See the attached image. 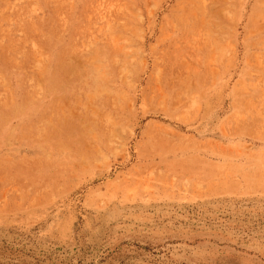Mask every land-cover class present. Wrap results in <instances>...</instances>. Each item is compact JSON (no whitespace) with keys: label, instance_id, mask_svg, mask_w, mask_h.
<instances>
[{"label":"rangeland","instance_id":"1","mask_svg":"<svg viewBox=\"0 0 264 264\" xmlns=\"http://www.w3.org/2000/svg\"><path fill=\"white\" fill-rule=\"evenodd\" d=\"M0 264H264V0H0Z\"/></svg>","mask_w":264,"mask_h":264},{"label":"bare ground","instance_id":"2","mask_svg":"<svg viewBox=\"0 0 264 264\" xmlns=\"http://www.w3.org/2000/svg\"><path fill=\"white\" fill-rule=\"evenodd\" d=\"M67 70V69H66ZM69 71V70H68ZM69 74V73H68ZM63 79V78H62ZM97 85V84H96ZM94 90H95V88H94ZM99 91V90H98Z\"/></svg>","mask_w":264,"mask_h":264}]
</instances>
